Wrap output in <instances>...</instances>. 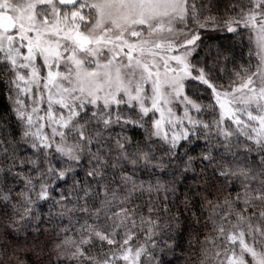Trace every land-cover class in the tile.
Instances as JSON below:
<instances>
[{"label":"snow or ice","instance_id":"snow-or-ice-1","mask_svg":"<svg viewBox=\"0 0 264 264\" xmlns=\"http://www.w3.org/2000/svg\"><path fill=\"white\" fill-rule=\"evenodd\" d=\"M185 228L264 264V0H0V264H173Z\"/></svg>","mask_w":264,"mask_h":264},{"label":"trees","instance_id":"trees-1","mask_svg":"<svg viewBox=\"0 0 264 264\" xmlns=\"http://www.w3.org/2000/svg\"><path fill=\"white\" fill-rule=\"evenodd\" d=\"M220 35L222 37H225V40L227 42L228 37L223 33H221ZM236 51H237V55L239 56L240 48L237 47ZM229 67H231V65H229ZM3 102H6V101H3ZM191 180H192V176L190 174L187 182H191ZM181 191H183V189H181ZM188 231L189 229L185 228L183 232V239L181 240V244H183L184 247L177 249L175 257H171V256L169 257V259L172 260L173 264H186L184 257L191 255V252L187 247ZM195 231L203 232V229H195Z\"/></svg>","mask_w":264,"mask_h":264}]
</instances>
